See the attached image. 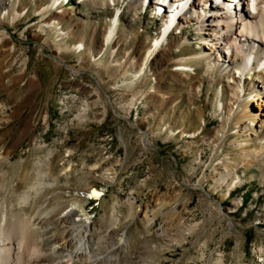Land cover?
Masks as SVG:
<instances>
[{
  "label": "rangeland",
  "instance_id": "obj_1",
  "mask_svg": "<svg viewBox=\"0 0 264 264\" xmlns=\"http://www.w3.org/2000/svg\"><path fill=\"white\" fill-rule=\"evenodd\" d=\"M1 1L0 212L14 191L45 187L24 206L15 198L11 213L37 218L43 208L65 212L81 202L98 221L93 252L116 254L113 264H262L264 155L237 168L236 187H216L229 149L239 164L232 142L242 136L232 116L227 121L234 92L226 74L204 61L176 71L173 58L201 49L195 26L178 34L189 42L176 37L157 49L160 21L142 5L135 12L120 2L118 33L108 44L112 0L98 8L83 0L62 8L56 0ZM63 31L70 34L62 38ZM80 41L86 49L78 52ZM88 185L103 192L100 199L89 197ZM125 229L131 248L120 244ZM106 232L113 242L100 250Z\"/></svg>",
  "mask_w": 264,
  "mask_h": 264
},
{
  "label": "bare ground",
  "instance_id": "obj_2",
  "mask_svg": "<svg viewBox=\"0 0 264 264\" xmlns=\"http://www.w3.org/2000/svg\"><path fill=\"white\" fill-rule=\"evenodd\" d=\"M56 1V7L62 8L64 6V0ZM83 1L88 6L98 8L100 4L105 3L108 5L111 0ZM112 1L116 5L120 2H127L126 4L129 8L135 12H137L139 5H152L151 1L148 0ZM218 1L223 3H216L214 0H192L190 11L187 15L180 18V23L183 26H195L197 33H200L201 49L193 55L173 58V61L176 62V71L179 72L188 70L191 65L187 64L188 62L204 61L207 67L214 68L213 70H217L219 75L226 74L230 79V83L233 86L232 91L234 94L232 99L234 101L229 103L232 108H227L226 116L227 121L232 116L233 124L240 127L239 132L242 139L232 142L241 151L240 162L235 164L230 160L232 151L229 149L225 153L224 168H218L214 176L216 178V187L223 188L224 185H227L229 189H232L242 180L240 174L237 173V168L240 165H244L246 169H249L257 161L256 159L259 155H264V62H253L250 65L242 63L234 71L236 72L235 76L231 72L234 70V65H239L243 62L244 56L253 54L258 57L260 54H264V0H254L253 4L249 0ZM241 4L242 8H240ZM0 7L6 9L7 2L1 1ZM229 7L235 8V10L231 12L229 9V12ZM121 8V6H116V10L119 13V21L113 20L115 14L112 16V23L105 36L108 44L113 41L118 33L119 25L117 22L120 23ZM64 10H58L57 13L61 16ZM19 12L15 10L13 15H18ZM8 14H10L9 9L6 15ZM53 19L55 22L57 18ZM51 21L47 22V24L52 25L53 22L51 23ZM69 34V31H63L61 36L66 38ZM176 37H181L180 40L189 42L187 35H178L177 31L170 35L167 45L175 44ZM2 41L3 39H0V46ZM161 42L162 38L159 35L154 38V43L151 47L157 48V45ZM77 44L78 46L75 48H80L78 52L86 49L83 41ZM161 48H163V45H161ZM73 72L74 74L77 73L75 70ZM223 100L221 99L222 108L226 109ZM87 114V108H82L78 113V117L85 118ZM223 127L225 128L226 126L224 125ZM256 139L258 142L255 143ZM143 142L146 145L149 144L148 135L144 136ZM5 161H7V157L3 162ZM39 180L42 181L43 179L41 180L40 178ZM106 180L108 179L106 178ZM197 185L204 186L201 183ZM44 188H30L29 191L22 192V194L14 191L9 205H12L13 200L18 197L20 203L24 206V204L30 203L36 198L32 196V190H35L34 193L38 196L39 193L45 191ZM88 190L90 198L100 199L103 195V192L97 187L88 185ZM9 205H7L6 210L0 212V264H75V261L79 258H84L90 263L96 262L100 258H107L108 264H113L114 260L112 258L116 254L104 255L103 252L105 250H102L109 247L107 245L110 242H113L112 236L108 237L107 232L106 236H102L98 243V247L102 251L99 254L93 252L92 239L95 235L97 236L98 221L89 215L81 202H73L72 207L65 212H57V207L43 208L39 211L37 218L32 216L31 213H26L23 216H14ZM147 214L146 209L141 212L144 219H147ZM231 223L233 224L232 219ZM48 229L54 232L47 235L46 231ZM120 244L123 248H131V235L126 234V229ZM70 247L71 249H69ZM261 258L260 261L264 264V256H261ZM133 264L140 263L133 262Z\"/></svg>",
  "mask_w": 264,
  "mask_h": 264
},
{
  "label": "water",
  "instance_id": "obj_3",
  "mask_svg": "<svg viewBox=\"0 0 264 264\" xmlns=\"http://www.w3.org/2000/svg\"><path fill=\"white\" fill-rule=\"evenodd\" d=\"M62 62H63L65 65H67L69 68L71 67V65L68 64L65 60H62Z\"/></svg>",
  "mask_w": 264,
  "mask_h": 264
}]
</instances>
